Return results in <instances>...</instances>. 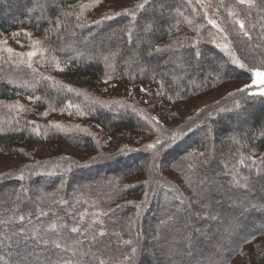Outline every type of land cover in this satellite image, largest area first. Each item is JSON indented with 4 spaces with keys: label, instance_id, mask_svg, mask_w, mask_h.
<instances>
[{
    "label": "trees",
    "instance_id": "obj_1",
    "mask_svg": "<svg viewBox=\"0 0 264 264\" xmlns=\"http://www.w3.org/2000/svg\"><path fill=\"white\" fill-rule=\"evenodd\" d=\"M83 2L0 0V41L17 37L27 48L16 52L36 51L31 62L39 73L28 58L10 62L0 53V156L21 158L0 173V220L41 208L50 216L104 213L102 258L109 264H264V97H250L257 93L251 88L238 92L240 86L198 110L184 105L223 83L249 79L248 69L264 63V11L251 9L249 40L237 36L228 16L240 11L234 0H222L219 12L221 0L211 6L207 0L212 17L231 33L225 40L197 0H134L112 12ZM126 10L135 17L115 15ZM223 43L248 67L232 63ZM105 81L142 86L148 95L135 100L99 89ZM19 97L31 102L34 116L20 109ZM173 133L177 139L154 160L145 146ZM35 142H63L89 155L42 159L29 147ZM233 168L248 177L246 187L233 183ZM20 223L0 225V236ZM9 243L0 245V264H20ZM19 253L28 264H58L63 255L30 240Z\"/></svg>",
    "mask_w": 264,
    "mask_h": 264
},
{
    "label": "snow or ice",
    "instance_id": "obj_2",
    "mask_svg": "<svg viewBox=\"0 0 264 264\" xmlns=\"http://www.w3.org/2000/svg\"><path fill=\"white\" fill-rule=\"evenodd\" d=\"M100 3H102V0H94V4L98 5ZM197 3L203 6L204 0H197ZM211 4L212 0H209V5L211 6ZM234 5L235 7L239 8L240 11L230 10L228 11V16L232 17L233 24L239 26V32L237 33V36L242 34L243 36L248 37L249 40H251L250 32L246 27V20L248 15L250 14L251 9L258 7L261 11H264V0H234ZM137 7L143 8L144 4L137 5ZM221 7H224L222 0L220 3L216 4L217 12H219V9ZM245 8L247 9V11H245ZM81 11H83V9ZM123 14H128L131 17H135L134 11L127 12L126 10L125 13H115L116 16H120ZM241 15H244L245 18L241 19ZM203 16L205 18L208 17L207 10L203 11ZM113 18V16L105 15L103 17V20H111ZM77 19L79 20V17H77ZM102 22V20H97L94 23L100 24ZM189 23L191 22L189 21ZM207 24L215 28L218 33L224 34L225 40L227 39V36L231 34L230 32H228L226 27H222L221 24L218 23V21L214 18H207ZM131 35V31H129V39H131ZM6 43L7 41H0V44ZM39 43L40 41H36L37 45H39ZM222 47L226 52L229 53V57L232 63L238 64L240 68L248 67L246 63L242 62L240 57L232 53L229 43H223ZM5 51L8 53V60L10 62H15L16 57L28 58L26 62L29 68H32L31 58L37 56V52L34 50L24 53L16 52L11 47L0 49V53H3ZM156 51H160V49L157 48ZM196 55H199V53H197ZM261 55H264V53H262ZM21 62L23 63L24 61ZM56 68L58 71H63V69L60 68L59 63H56ZM32 70L34 73H37L39 75L37 69L32 68ZM248 70L252 73L253 77L251 84H246L243 87L237 89V91L245 92L250 87L259 84L262 86L260 88V91L258 93H249V96L252 97L259 95L261 97H264V63H262L259 67H251ZM105 83H107V81H105ZM141 91L147 93L146 89L141 88ZM229 95H235V93H229ZM237 107H239V102H237ZM69 108H71V102H69ZM52 110L54 111L55 109ZM84 114L86 113H81V115ZM43 115L47 116L48 113L45 112ZM147 124L151 125L152 120H147ZM56 127L59 128L60 126L56 125ZM189 130H191L190 127ZM178 135L179 133H173L171 136L166 137L164 141L157 139L154 143H149L145 147L147 149L154 150L153 159L155 160L159 155L160 148H163L165 144L171 143L172 141L176 140ZM199 155L204 156L205 154L200 153ZM247 159L253 164L255 163L254 158L248 157ZM239 165L242 167H247L244 158H241L239 160ZM229 175L231 176L233 183L239 185L241 181H244V186L246 187L248 177L241 176L240 172L237 169L233 168L232 172ZM23 178V176L20 177V179ZM210 183H214V181H210ZM23 191L27 192L28 190L23 189ZM202 199L203 197L198 195L197 203H200ZM59 203L68 207L73 206L68 200L62 199L59 201ZM52 204L55 205L56 201L53 200ZM191 206L192 205L190 204L189 207ZM103 215L105 214L99 212L89 213L85 211L80 212L79 214H77L76 212H66L64 216H61L58 212H53L50 216L49 212L44 211L43 208L40 209L38 214L33 211L28 212L27 215H24L19 214V211L17 210V212L14 213L10 220H0V225H6L9 228L13 226V221L18 219L21 222L16 226V232L12 233L10 236L7 233H5L3 236H0V245L4 244L6 240L10 241L8 246L11 249L12 243H15L17 250V259L20 261V264H28V260L20 255L19 248L22 244L26 243L29 240L33 244L37 245H54L56 250L63 253V255L57 257L58 264H84L85 261H87L88 264H109L108 261L102 258L104 249L108 247V245L104 241V238L108 236V233L104 230L103 227V220L101 219ZM196 215L199 216V213H197ZM208 218L215 219V217ZM33 220H35V223H33ZM25 224H27L28 226H25ZM89 236L91 237L90 239ZM80 237H83V239H81ZM123 242L126 244L130 243V241ZM247 242L248 241L246 239L245 243ZM85 245H88L86 250H84ZM93 249H95V251H93ZM132 251L134 252L135 249H133ZM0 260H3V257H0ZM4 264H9V262L5 261Z\"/></svg>",
    "mask_w": 264,
    "mask_h": 264
},
{
    "label": "rangeland",
    "instance_id": "obj_3",
    "mask_svg": "<svg viewBox=\"0 0 264 264\" xmlns=\"http://www.w3.org/2000/svg\"><path fill=\"white\" fill-rule=\"evenodd\" d=\"M83 1H84L83 5L86 4L87 8L95 10L97 4H94V0H83ZM133 1L134 0H102V5L106 6L108 12H112L114 11L115 8L117 9L123 7L126 4L132 3ZM205 3H207V0H204L202 6L203 9L207 10L208 18H213L211 9ZM95 11H97V9ZM3 40L7 41L6 44H2V47L4 48L11 47L15 49V47H18L17 49L20 50H25L27 48V46L23 43V41L18 39L17 37H13L12 39H10V37H5ZM17 49H15V51ZM252 79L253 77L251 75L249 79H238L235 81H229L223 83L218 88L197 95L195 98H192L188 103H184V105L189 109L195 108L196 110H198L202 106L218 100L222 96V94L229 89L244 86L246 84H251ZM98 84H99L98 88L101 90L107 92L114 91L118 93H123L127 95L129 98L135 100L143 99L146 97V95H148V89H146L145 87L133 86L130 83H126L123 81L98 83ZM261 87H262L261 85L257 84L256 86L250 88L252 89V91L258 93ZM141 88L146 89L147 93L141 91ZM17 103L20 105V109H22L24 113H27L28 115L31 116L35 115V110L28 99H22L19 97L17 98ZM160 105L162 106V104L156 105L157 106L156 111H160ZM102 139L103 141H105L104 136H102ZM135 142H137V140ZM135 142L133 144H136ZM29 147L35 152L37 157L42 159H46L56 155H68L76 159L77 158L82 159L85 157V155H89L88 152L79 151L72 145L63 142H44V143L35 142V143H30ZM103 147L108 148L107 144H103ZM19 161H21V158L18 155L0 156V173L3 172L4 170L9 169L12 166H15ZM231 264H235V259L232 261Z\"/></svg>",
    "mask_w": 264,
    "mask_h": 264
}]
</instances>
